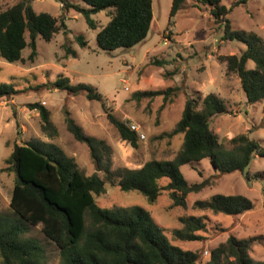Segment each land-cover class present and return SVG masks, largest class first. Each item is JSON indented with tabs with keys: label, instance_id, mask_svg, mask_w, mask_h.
<instances>
[{
	"label": "rangeland",
	"instance_id": "obj_1",
	"mask_svg": "<svg viewBox=\"0 0 264 264\" xmlns=\"http://www.w3.org/2000/svg\"><path fill=\"white\" fill-rule=\"evenodd\" d=\"M15 1L0 0V10ZM151 1L152 23L148 33L143 41L129 48H116L110 52L98 48L95 34L109 19L105 10L91 14L95 27L89 26L80 13L69 10L64 14L65 31L54 33L49 41L36 36L33 60L27 57L28 46L22 49V61L8 62L0 57V83L12 84L15 90L21 91L11 98L0 97V216L16 219L9 207L15 174L5 162L14 144L40 141L54 145L73 157L85 175L97 172L102 176L95 170L87 146L75 140L67 130L64 110L85 135L100 139L108 146L110 167L115 171L122 167H140L152 158H173L183 138L181 133H168L181 115L186 96L213 93L223 100L227 112L212 116L210 127L226 147H230L231 137L247 133L264 150V100L247 104L237 75L228 72L225 63L218 60L219 55H239L245 44L235 39H221L223 25L216 23L207 6L196 0H185L172 16L169 14L172 0ZM234 1L220 0V3L229 7ZM31 5L36 12H46L54 17L62 15L61 3L57 0H32ZM226 17L233 29L257 34L264 42V0H244L232 6ZM79 34L86 41L85 46L75 40ZM64 43L75 50L74 57L65 53ZM154 59L166 62L158 65L153 63ZM245 67L253 68V61L247 60ZM59 76L68 77L71 84H90L102 95V102L57 89H30ZM173 86H178L179 90L166 102L160 95L138 100L131 96L136 90H161ZM35 102L49 110L50 121L57 131L53 137L41 130L38 110L28 106ZM107 112L127 125L138 127L144 138L137 137L136 148L120 138L109 122ZM179 168L189 183L217 175L208 158L182 164ZM247 170L263 174L264 156L255 155ZM213 180L199 192L189 193L185 207L173 206L167 190H162L154 202H148L139 192L122 191L108 182L104 193L94 195V200L98 206L114 212L134 206L144 208L170 243L183 249L198 250L202 261L207 260L210 250L229 235L256 237L248 256L264 261V178L246 181L235 171L214 176ZM166 181V178H160L158 183L165 184ZM218 193L243 194L254 202V207L238 215L193 207V201L208 200ZM188 214L202 216L206 223L205 231L195 232L201 236L199 240H181L174 233L182 228L178 217ZM27 226L25 237L34 238L43 245L45 264H62L57 246L43 234L40 225Z\"/></svg>",
	"mask_w": 264,
	"mask_h": 264
},
{
	"label": "trees",
	"instance_id": "obj_2",
	"mask_svg": "<svg viewBox=\"0 0 264 264\" xmlns=\"http://www.w3.org/2000/svg\"><path fill=\"white\" fill-rule=\"evenodd\" d=\"M31 1L16 0L0 10V57L8 62L22 61L21 52L26 46L30 48L27 57L33 60L36 36L49 41L54 33L65 31L64 14L69 10L80 13L91 27H95L91 14L101 10L107 12L108 21L95 34L98 48L105 52L129 48L143 41L152 23L151 0H57L62 10L59 17L34 11ZM184 1L172 0L170 16ZM196 2L207 6L214 21L223 25L221 39H235L245 44L239 55L218 56V60L225 63L226 70L237 75L245 102L253 104L264 100V42L257 34L233 29L226 17L232 6L244 0H235L229 7L220 0ZM75 40L80 46L86 45L81 34L76 35ZM63 47L66 54L76 55L75 50L65 43ZM247 60L253 61V68L245 67ZM165 62L164 59L153 60L158 65ZM40 88L57 89L72 96L83 94L88 99L102 102V95L93 86L83 82L71 84L65 76L30 89ZM178 90V86L136 90L131 96L138 100L160 95L166 102ZM19 92L12 84L0 83L1 98H11ZM28 106L38 110L41 130L49 137L56 135L49 110L36 102ZM225 112L223 100L213 93L186 96L181 115L168 133H181L183 138L173 158H152L140 167H122L115 171L110 167L108 146L100 139L85 135L64 110L67 130L75 140L87 146L95 170L102 176L97 172L85 175L73 157L54 145L40 141L14 144L5 162L15 174L9 207L16 219L0 216L1 264H45L43 245L34 238L25 237L27 224L40 225L43 234L57 246L62 264H264V261L248 256L256 237L229 235L210 250L207 260L202 261L198 250L183 249L170 243L144 208L134 206L114 212L98 206L94 200V195L104 193L108 182L122 191H137L148 202H154L162 190H167L173 206L185 207L187 195L211 185L214 176L238 171L246 181L264 178V173L247 170L255 155L264 156L257 140L247 133H239L230 138V147H226L211 129V117ZM106 116L120 138L136 148L137 134L111 113L107 112ZM202 158L209 159L217 175L187 182L179 167ZM160 178H166V183L159 184ZM193 207L212 213L238 215L252 209L254 202L243 194L218 193L208 200L193 201ZM178 220L182 228L174 231L176 237L189 241L201 239L195 232L206 230L202 216L181 215Z\"/></svg>",
	"mask_w": 264,
	"mask_h": 264
},
{
	"label": "built area",
	"instance_id": "obj_3",
	"mask_svg": "<svg viewBox=\"0 0 264 264\" xmlns=\"http://www.w3.org/2000/svg\"><path fill=\"white\" fill-rule=\"evenodd\" d=\"M128 126L131 130H133L138 135V137L144 138V135H142L141 133L138 132L137 126H135L134 124H129Z\"/></svg>",
	"mask_w": 264,
	"mask_h": 264
}]
</instances>
